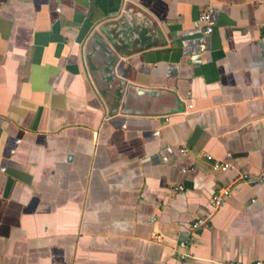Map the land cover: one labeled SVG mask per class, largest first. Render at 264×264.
I'll list each match as a JSON object with an SVG mask.
<instances>
[{
    "label": "crops",
    "instance_id": "obj_1",
    "mask_svg": "<svg viewBox=\"0 0 264 264\" xmlns=\"http://www.w3.org/2000/svg\"><path fill=\"white\" fill-rule=\"evenodd\" d=\"M262 174L264 0H0V264L264 261Z\"/></svg>",
    "mask_w": 264,
    "mask_h": 264
},
{
    "label": "built area",
    "instance_id": "obj_2",
    "mask_svg": "<svg viewBox=\"0 0 264 264\" xmlns=\"http://www.w3.org/2000/svg\"><path fill=\"white\" fill-rule=\"evenodd\" d=\"M211 10L205 11L200 15L199 18V23L201 24H205L206 28H205V34L206 35H210L213 33L214 31V24L212 22V17H211ZM183 153H185L186 151H182ZM209 161H212V157H207ZM214 170L218 171V172H235L236 169L227 164V163H215L214 164ZM242 179L244 181H248V176L247 175H243ZM254 184H264V174H262L260 177H258V179H256L254 181ZM183 187L180 186L177 188L178 191H183ZM232 197V188H225L222 189L221 191H219L218 193H216L213 198H212V207H213V211H217L219 209H221L222 207H224L226 204H228L230 198ZM202 225H205L204 221H201L199 223H196L192 226L191 230L192 231H197L199 230ZM252 264H264V261H258V262H254Z\"/></svg>",
    "mask_w": 264,
    "mask_h": 264
}]
</instances>
